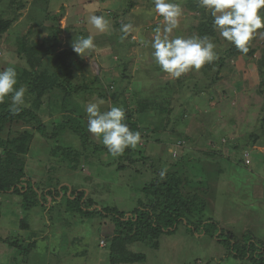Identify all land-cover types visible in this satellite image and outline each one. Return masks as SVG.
<instances>
[{"label":"rangeland","instance_id":"obj_1","mask_svg":"<svg viewBox=\"0 0 264 264\" xmlns=\"http://www.w3.org/2000/svg\"><path fill=\"white\" fill-rule=\"evenodd\" d=\"M132 1L134 6L129 7L128 0H0V16L14 21L0 42V71L21 63L13 52L15 38L42 42L54 27L61 31V48L73 49L75 38L90 34L86 22L88 8L94 7L95 14L105 15L110 30L104 33L91 30L96 48L86 56L78 54V61L82 62L74 68V81L89 83L100 77L111 83L117 79L116 92L125 88L131 94L129 98L135 94L137 98L175 99L172 123H167L166 117L160 123L168 124V131L142 138L136 147L149 158V163L142 161V166L145 164L144 169H149L151 162L156 169L169 171L176 161L186 162L188 155L197 159L192 178L197 181V174L199 181L206 183L203 186L206 189H200L194 180L191 193L204 196L207 204L202 213L204 222H217L219 226L211 227L221 229L213 236L206 233V227L195 233L179 225L176 231L160 237L158 249L139 243L130 245L131 252L147 257L145 262L134 264H252L234 258L233 251H228L218 236L223 239L227 233H233L238 240L252 241L257 247L264 245V132L260 125L264 87H260L263 78L254 76L264 36L257 35L250 42L249 47L256 50L254 56L229 57L234 45L214 29L215 36L209 37L217 45L219 58L199 71L171 78L152 58L150 43L145 46L140 42L152 40L155 28L163 26L162 17L154 11L153 0ZM172 2L182 7L179 26L172 36H200V13L188 8V0ZM128 23L140 31L121 40V26ZM133 36L137 39H132ZM93 97L100 98L92 95L79 100L84 109ZM123 99L120 95L118 100L110 97L102 108L107 111L119 106ZM58 116L43 117L49 135ZM85 120L87 124L86 113ZM86 128L91 140L104 146L102 140L88 131L87 125ZM26 129L35 136L26 157L27 179L41 191L45 192L46 183L53 178V185L59 184L58 188L66 184L72 191L86 190V198L93 200L94 209L116 207L127 214V219L139 206L140 199L147 201L141 189L150 182L152 173L148 169L143 173L140 164L120 172L114 158L101 152L85 156L96 164L94 167H89L82 157L78 169L72 170L51 153L54 141L46 140L33 126L17 123L13 127L17 133ZM143 134L151 135V131ZM71 137L64 136L63 142ZM174 141L182 143V147L173 148ZM75 145L80 149L77 141ZM246 156H250V165L245 164ZM24 200V194L14 192L0 196V264H111L107 238L114 232V225L110 218L72 214L64 201L53 203L50 197L46 207L26 211Z\"/></svg>","mask_w":264,"mask_h":264},{"label":"trees","instance_id":"obj_2","mask_svg":"<svg viewBox=\"0 0 264 264\" xmlns=\"http://www.w3.org/2000/svg\"><path fill=\"white\" fill-rule=\"evenodd\" d=\"M128 1L130 2H128L129 7L134 6V1ZM187 6L193 12L200 13L199 35L201 37L204 35L215 36L214 18L211 11L201 7L199 0H188ZM114 20L115 27H117V19ZM13 23L12 19L0 16V42L2 36L9 32ZM261 30L264 32V29ZM60 32L59 28H51L49 36L42 42L27 37L15 38L13 47L15 51H12L15 52L21 63L12 66L18 73L17 87L25 86L27 89L25 94L27 107L22 106L19 112H13L10 108V98H6L4 103H0V196L11 192L24 194L23 206L26 211L46 207L47 199L50 197L53 203L63 204L62 201H64L67 211L72 214L78 213L82 217L88 218L96 215L110 218L114 225V232L107 238L111 248V264L145 262L146 255L131 252L129 246L139 243L158 249L160 237L167 232L176 231L177 227L182 224L195 233L198 228L206 227V233L216 236L221 229L216 230L211 226L217 227L218 223L212 221L205 223L204 216H202L207 206L204 196L197 192L191 193V190L195 188L194 180L200 189H206L203 187L206 183L199 181L197 174H195L197 181L192 178V173L195 172L198 163H196L197 159H193L189 155L186 162H182L180 159L171 165V170L167 171L164 179L160 177V170L150 162V167L147 169L151 171L152 179L141 189L142 193L146 195L147 201L140 199L139 206L129 219H127L126 213L119 211L116 207L94 209L93 200L86 198V190L72 191L71 186L66 184L58 188L59 184L54 186V179L51 178V181L46 183L47 189L43 192L38 185L27 179L26 157L31 151L35 136L28 129L21 133L14 131L13 127L17 123L33 126L46 140L54 141L55 147L51 153L60 158L70 169L76 170L82 162L81 158L89 156L90 153L100 155L101 152H105L112 156L105 146L92 141L87 132L86 112L79 101L86 96L97 95L104 100H109L110 97L118 100L119 95L123 97L119 106L126 110L125 123L128 124L130 130L139 131L144 139L151 138L159 131L167 132L168 124L161 125L160 123L165 117L167 123H172L174 119L172 114L175 99L171 97L145 99L137 98V95L134 94L129 98L130 93L125 88L116 92L115 87L119 85L117 79L106 83L104 78L96 77L89 83H76L74 68L82 61H78V54L73 49L61 48ZM255 53L256 50L249 47L248 53L242 54L235 46H232L228 56L244 58V56L252 57ZM256 67L257 72L254 76L263 78L260 87H264V46ZM195 87L198 88V85ZM262 94L264 95V90ZM131 104L134 105V108L131 107ZM186 112L187 110L184 111V113ZM51 114L60 116L54 119L53 123L56 126L52 134L49 135L43 117L51 116ZM260 123L261 130L264 132V107ZM147 131H151V135L143 134ZM68 134L73 137L70 138L72 142L67 139L65 143L63 137ZM76 141L80 144V149L75 145ZM173 143V148L182 147V143L178 141ZM184 154H186V150ZM112 157L120 172L131 170L136 164L142 166V161L147 163L149 160L143 151L136 148L126 149L122 155ZM84 162H87L89 167L96 165L86 158ZM144 167L142 166L143 173L147 170ZM52 170H55V167ZM185 170L189 173L186 174ZM201 176L204 175L201 174ZM61 195L62 199L59 200ZM222 233L224 234V232ZM226 235L227 237L223 239L219 235L218 241L224 243L228 251H233L234 258L247 260L252 264H264V245H259L255 241L259 245L257 247L252 241L250 243L248 240H238L233 233Z\"/></svg>","mask_w":264,"mask_h":264},{"label":"clouds","instance_id":"obj_3","mask_svg":"<svg viewBox=\"0 0 264 264\" xmlns=\"http://www.w3.org/2000/svg\"><path fill=\"white\" fill-rule=\"evenodd\" d=\"M154 11L162 17V27L157 26L150 42L141 39V43L153 50L151 56L163 73L171 78H180L189 71L201 70L206 64L219 58L217 45L212 39L201 36H172L179 26L182 16V7L172 0H153ZM200 6L211 11L214 18V28L220 36L231 43L242 54L249 51L250 42L257 35L264 36V0H199ZM96 9L89 7V15L86 22L90 26V34L86 37L75 38L72 42L73 51L81 56H86L95 50L94 36L91 30L104 33L110 30V21L105 15L95 14ZM121 40L126 39L131 33H139V28L131 23L121 26ZM132 39H137L133 36ZM18 73L15 67L9 66L0 71V103L10 98V108L13 112H19L21 107H27L25 101L26 87L19 86ZM105 100L93 97V101L87 103L88 131L102 144L108 152L116 157L124 153L126 149L136 148L142 141L139 131L130 130L125 123L126 110L122 106H112L104 111L102 106ZM175 155V152L172 153ZM167 168L160 171L161 179H164Z\"/></svg>","mask_w":264,"mask_h":264},{"label":"built area","instance_id":"obj_4","mask_svg":"<svg viewBox=\"0 0 264 264\" xmlns=\"http://www.w3.org/2000/svg\"><path fill=\"white\" fill-rule=\"evenodd\" d=\"M249 157H250V156H246V158H245V164L250 165L251 162H250Z\"/></svg>","mask_w":264,"mask_h":264},{"label":"water","instance_id":"obj_5","mask_svg":"<svg viewBox=\"0 0 264 264\" xmlns=\"http://www.w3.org/2000/svg\"><path fill=\"white\" fill-rule=\"evenodd\" d=\"M128 217H130V216H128Z\"/></svg>","mask_w":264,"mask_h":264}]
</instances>
